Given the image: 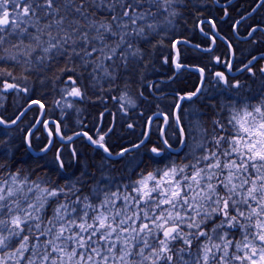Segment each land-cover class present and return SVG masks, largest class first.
<instances>
[{
    "label": "snow or ice",
    "instance_id": "obj_1",
    "mask_svg": "<svg viewBox=\"0 0 264 264\" xmlns=\"http://www.w3.org/2000/svg\"><path fill=\"white\" fill-rule=\"evenodd\" d=\"M182 4L0 0V100L5 93L28 98L13 117L0 115V264H264V52L245 57L220 37L228 51L215 55L214 18L197 22L211 44L194 46L211 67L191 66L199 83L175 92L168 110L141 112L140 134L130 144L111 150L116 125L102 130L106 108L95 134L79 119V130L66 131L65 118L78 117L80 105L102 103L100 93L121 85L111 98L124 115L137 107L128 90L137 78L145 81V46H166L158 37ZM258 32L264 27L252 26L244 39L264 44ZM188 43L170 40L174 55L163 63L189 70L177 48ZM48 89L58 97L59 120L48 117L43 96L32 98ZM194 98L207 99V111L186 110ZM33 106L37 117L21 128ZM16 130L27 168L9 163L17 147L9 132ZM117 164L126 173L119 179Z\"/></svg>",
    "mask_w": 264,
    "mask_h": 264
},
{
    "label": "trees",
    "instance_id": "obj_2",
    "mask_svg": "<svg viewBox=\"0 0 264 264\" xmlns=\"http://www.w3.org/2000/svg\"><path fill=\"white\" fill-rule=\"evenodd\" d=\"M253 1L254 0H219L217 3L216 0H183V4H186L187 7H184L183 4L178 5L181 15L173 21L175 24L173 29L166 32L163 28L162 33L166 32V35L162 34L161 37H158V39L162 38L164 40L166 46L158 49H153L152 45L145 46V51L147 53L146 62L150 61L148 70L145 73V81L143 86H141L140 80L137 78V82L128 90L129 95L136 100L137 107L129 109L128 114L124 115L120 108V102L111 98L121 94L120 92L123 88V85H121V88H117L115 91L100 93V95L104 96V101L102 103L96 101L95 104L86 103L80 105L82 111L78 117L75 113L66 117L67 133L72 134V132L79 130L80 126L76 123V120L79 119L87 125L85 130L89 131L90 134H95V130L98 127L96 121L99 113L105 111L106 108L107 112L105 114L102 130H106L113 120L116 125L114 134H111V139L108 141L111 145V150L113 152H118L122 146L130 144L140 134L144 119V117L140 116L141 112L144 113V116H149L158 110L157 105H159V109L161 110H168L175 99V92H191L199 83L200 74L198 72L182 69L177 73L171 62L169 64L163 63L164 56L173 55V49L169 41L175 39L189 42L188 45L180 44L178 46L181 52V60L186 65H209L208 54L201 52L199 49L194 48V46L200 45L201 47H207L211 44L209 42L210 38L201 33L200 28L197 26V22L202 19L214 18L217 21V31L220 34V36L216 38L214 46L215 55L224 56L228 51L224 40L220 38L224 37L231 41L238 54H242L246 57L250 52L247 50L248 47L245 41L242 40L247 29L248 4ZM225 8H227L228 11L227 16L224 15ZM257 15H259L257 17L258 20H262L264 18V10L262 9ZM236 21H240V23L235 26L234 29ZM204 27L206 31L209 30L207 26ZM252 48L257 51L261 49V46L253 45ZM237 63H239V61H237ZM209 66L211 67V65ZM215 69L220 70L221 66L215 65ZM10 70H13L14 74H18L20 71L18 68ZM171 77L174 78L170 79ZM149 82L154 85L151 89L147 86ZM155 85H158V87ZM141 91H143L144 97L139 95ZM4 95L5 98L1 101L2 108H0V115H3L5 118L13 117L22 107L27 106V97L24 103L21 104L23 94L16 96L11 93H5ZM41 96L47 100L46 106L51 109L48 113V117L50 119L59 120V110L53 105L54 98L58 97L48 89L42 93L37 91L36 95L32 98H40ZM93 99H95V97H93ZM187 103L192 102L186 101L185 104ZM195 104L199 106L200 110L207 111V99L203 102L195 101ZM37 115L38 109H36V106H33L32 110L24 117V121L20 127H27ZM128 123L136 124L134 131L127 128ZM3 132L4 130L0 129V138H4ZM10 132V143L14 141L17 147L14 148L13 154L9 158V163H11L13 168H27L28 164H31V161L28 160L29 154L26 149L20 145L22 133L18 130ZM37 134L41 135L43 139V129ZM39 147L40 144L34 142V148L38 150ZM83 150L86 155H92L90 149ZM49 159H51V154H49ZM99 160L100 157L97 155L96 163H99ZM24 161L28 163H20ZM32 166L35 167V165ZM115 169L116 171L113 172V175L118 179L126 175V173L122 171L121 165H115ZM41 175H43V173H41ZM53 178L55 179V177Z\"/></svg>",
    "mask_w": 264,
    "mask_h": 264
},
{
    "label": "flooded vegetation",
    "instance_id": "obj_3",
    "mask_svg": "<svg viewBox=\"0 0 264 264\" xmlns=\"http://www.w3.org/2000/svg\"><path fill=\"white\" fill-rule=\"evenodd\" d=\"M259 3H260V0H254L253 2H249V4H248L247 29H246V32L244 33L243 40H242V41H245V44L248 47L247 50L250 53L257 54V55L264 52V44L257 45V46H261V49L256 51L252 48L253 44H251L248 40H246L244 38L247 36V33H248L250 27L256 26V25L264 27V18L262 20H258V18H257L260 15V14L259 15H257V14L260 13V11L262 9L264 10V5H262L261 7H258V8L256 7V5ZM253 8H255V11H253ZM255 35H256L257 39H260L262 36H264V34H261L259 32L256 33Z\"/></svg>",
    "mask_w": 264,
    "mask_h": 264
},
{
    "label": "rangeland",
    "instance_id": "obj_4",
    "mask_svg": "<svg viewBox=\"0 0 264 264\" xmlns=\"http://www.w3.org/2000/svg\"><path fill=\"white\" fill-rule=\"evenodd\" d=\"M174 26H175V24H174V22H173V24L170 25V26L166 25V26L164 27V29L166 30V32H168V31H170L171 29H173ZM209 42L211 43L210 40H209ZM159 88H160V87H159ZM162 88H164V87H162ZM120 93H121V92H120ZM25 99H26V97L23 95V98H22V100H21V104L24 103V100H25ZM204 100H205V99H203V100H199V101L203 102ZM1 101H2V100H0V105H2ZM120 103H121V102H120ZM184 107H185L186 110L189 109L190 107L193 108V109H199V106H197L195 103L193 104V102H192V103L184 104ZM0 108H2V107L0 106ZM10 133H11V132H10ZM11 134H12V133H11ZM3 135H4V132H3Z\"/></svg>",
    "mask_w": 264,
    "mask_h": 264
},
{
    "label": "water",
    "instance_id": "obj_5",
    "mask_svg": "<svg viewBox=\"0 0 264 264\" xmlns=\"http://www.w3.org/2000/svg\"><path fill=\"white\" fill-rule=\"evenodd\" d=\"M189 70H191V66H190ZM191 71H194V70H191Z\"/></svg>",
    "mask_w": 264,
    "mask_h": 264
},
{
    "label": "bare ground",
    "instance_id": "obj_6",
    "mask_svg": "<svg viewBox=\"0 0 264 264\" xmlns=\"http://www.w3.org/2000/svg\"><path fill=\"white\" fill-rule=\"evenodd\" d=\"M203 20V19H202Z\"/></svg>",
    "mask_w": 264,
    "mask_h": 264
}]
</instances>
